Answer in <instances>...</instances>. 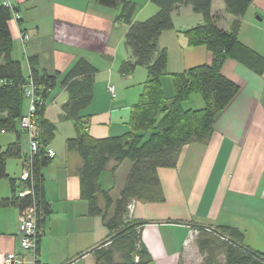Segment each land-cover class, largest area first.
Instances as JSON below:
<instances>
[{
  "label": "crops",
  "instance_id": "1",
  "mask_svg": "<svg viewBox=\"0 0 264 264\" xmlns=\"http://www.w3.org/2000/svg\"><path fill=\"white\" fill-rule=\"evenodd\" d=\"M1 1V0H0ZM136 5L134 21L152 16L157 8L151 0H127ZM20 20L10 19L12 58L19 61L23 78L30 74L29 59L49 75L64 74L80 57L97 70L92 101L81 112L86 118V132L92 138L116 137L128 132L131 107L138 101L147 79L144 67L122 76L119 66L129 58L124 45L128 26L118 20L119 10L100 6L96 0H11ZM211 14L216 25L229 31L236 20L224 12L223 0H212ZM174 28L164 31L158 46L167 52V71L179 74L208 65L212 56L204 45L189 46L184 31L202 23V17L190 7L173 14ZM21 33L28 35L22 41ZM238 40L264 58V0H253L239 19ZM222 75L235 83L239 91L215 118L213 133L206 143L192 142L182 147L175 168L159 169L163 200L147 202L132 199L128 218L144 221L141 241L150 260L145 264H185L182 260L199 252L197 235L185 245L189 231L204 227H232L243 234L244 245L264 255V71L258 74L243 64L227 60ZM50 93L43 117L56 126L49 148L55 157L41 169L44 197L50 213L40 230L38 249L32 255L19 246L17 207L0 205V264L7 254H15L16 264H96L94 252L109 236L101 216L87 215V203L80 197L79 170L82 166L76 151H66L65 140L75 136L74 124L59 119L67 93L59 85ZM165 98L174 94L171 77L160 78ZM115 89L114 95L108 87ZM26 106V104H25ZM24 106V108H25ZM205 106L198 94L182 103L185 110ZM3 115L0 114V118ZM16 141L13 132H0V146ZM22 155L27 152V137L20 135ZM114 161L103 171L98 184L109 193L113 203L125 183L131 167L124 160L115 169ZM21 158L10 159L6 172L14 187L0 180V201L12 190L23 188L19 175ZM99 204L104 205L99 195ZM113 205L107 218L113 213ZM188 249L186 254L185 250ZM119 261V254H115ZM225 264L224 256L216 257Z\"/></svg>",
  "mask_w": 264,
  "mask_h": 264
},
{
  "label": "trees",
  "instance_id": "2",
  "mask_svg": "<svg viewBox=\"0 0 264 264\" xmlns=\"http://www.w3.org/2000/svg\"><path fill=\"white\" fill-rule=\"evenodd\" d=\"M103 7L119 10L118 20L128 26L124 45L129 58L119 66V74H132L138 66L147 71L138 101L131 107L128 132L121 136L101 139L92 138L85 130L86 118L81 116L92 101V90L97 70L83 57L78 58L62 75H49L40 71L37 62L29 59L30 74L23 78L20 62L12 58V38L8 29L11 12L0 5V132H13L16 141L0 146V180H6L14 187V180L6 172V163L22 155L18 121L25 111L24 87L31 80L41 92L42 105L36 110L35 133L38 154L31 165L33 184L27 186L32 195L19 198L12 190L9 198L2 199L3 207H17L19 210L34 205L37 227L42 230L50 213L44 197L41 169L50 161L45 157L56 132V126L43 117L50 93L59 85L67 93V101L61 106L59 119L74 124L75 136L65 140L66 151H76L81 158L79 170L80 197L87 203V215L101 216L109 236L92 249L96 264H145L150 260L141 241L144 221L128 218L132 199L160 202L163 193L157 177L159 169L175 168L183 146L192 142L206 143L212 133L217 114L232 101L239 91L238 86L222 75L227 60H234L262 74L264 58L244 46L238 40L239 19L242 18L253 0H223L224 12L236 20L230 30L218 27L211 14L212 0H151L156 12L143 21H134L136 5L127 0H96ZM182 7L202 17V23L186 31L189 46L204 45L212 59L208 65H201L179 74L167 71V52L158 46V38L164 31L174 28L173 14ZM16 10V7H15ZM171 77L174 94L165 98L160 78ZM198 94L205 106L197 110H185L182 103L191 95ZM110 160L115 169L124 160L131 162L119 198L113 203L109 193L98 184L100 174ZM104 200L103 207L98 196ZM113 207L112 215L107 211ZM197 234L199 252L205 263L218 264L216 257L224 256L225 264H264V255L244 245L243 234L232 227L200 226ZM40 235V233H39ZM39 240V236H38ZM37 240V245H38ZM38 249V247H37ZM37 253V252H36ZM119 254L120 260H115ZM34 264H40L35 262Z\"/></svg>",
  "mask_w": 264,
  "mask_h": 264
},
{
  "label": "built area",
  "instance_id": "3",
  "mask_svg": "<svg viewBox=\"0 0 264 264\" xmlns=\"http://www.w3.org/2000/svg\"><path fill=\"white\" fill-rule=\"evenodd\" d=\"M0 5L7 8L11 12V19L16 21L20 20V15L15 10V6L12 4L11 0H1ZM22 41L28 39V35L21 33ZM108 92L114 95L115 89L112 86L108 87ZM41 92L36 89L31 80H28L26 86L24 87V97L26 101L25 111L21 116L20 120L17 123L20 135L27 137V152L23 154L24 156V165L22 171L19 175V181L23 185V188L16 192L19 198H23L27 195H32L33 190L31 187L27 186V183L30 182V185L33 184L31 177V165L38 154V142L37 136L35 133L36 129V110L42 105ZM55 152L51 148H47L45 152V157L49 160L54 159ZM131 211V203L128 206ZM40 230L37 227V216L36 208L34 205L27 206L20 210L18 218V241L19 246L24 251H27L32 255V262H34L36 252H37V240ZM198 234V229L190 230L188 237L185 241V245L191 241V239ZM21 262L18 257L9 253L4 258V264H16Z\"/></svg>",
  "mask_w": 264,
  "mask_h": 264
},
{
  "label": "rangeland",
  "instance_id": "4",
  "mask_svg": "<svg viewBox=\"0 0 264 264\" xmlns=\"http://www.w3.org/2000/svg\"><path fill=\"white\" fill-rule=\"evenodd\" d=\"M126 162L129 163V160H126ZM185 252L187 254L188 253V249H186ZM188 258H189V256L186 255L184 257V259L182 260V263L184 262L185 264H188L190 262ZM191 263L192 264H202V259L199 256H197V255H193Z\"/></svg>",
  "mask_w": 264,
  "mask_h": 264
}]
</instances>
